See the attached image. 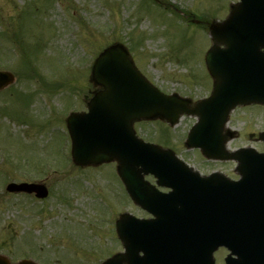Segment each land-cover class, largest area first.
<instances>
[{"label": "rangeland", "instance_id": "rangeland-1", "mask_svg": "<svg viewBox=\"0 0 264 264\" xmlns=\"http://www.w3.org/2000/svg\"><path fill=\"white\" fill-rule=\"evenodd\" d=\"M235 1L0 0V70L16 75L0 91V180H40L50 189L46 198L36 199L0 187V253L13 261L99 264L115 246L120 249L115 215L145 214L129 200L115 162L86 168L72 163L66 116L86 110L84 97L96 90L90 66L115 41L128 46L141 71L164 91L193 102L209 95L213 80L204 62L209 27L174 11H187L190 20L224 19ZM195 121L185 115L173 126L156 119L136 123L135 129L205 172L213 168L236 177L235 162L210 161L186 147ZM227 129L233 131L229 150L264 149L258 135L264 105L237 108Z\"/></svg>", "mask_w": 264, "mask_h": 264}, {"label": "water", "instance_id": "water-1", "mask_svg": "<svg viewBox=\"0 0 264 264\" xmlns=\"http://www.w3.org/2000/svg\"><path fill=\"white\" fill-rule=\"evenodd\" d=\"M210 33L214 45L206 60L216 78L215 91L195 108L189 109L186 100L176 95L166 96L153 87L137 70L127 50L117 44L106 49L94 65L92 78L103 89L89 103L90 112L72 113L68 118L74 161L98 164L118 159L120 172L132 195L157 215L162 211L159 206L164 195L146 188L149 199H142L136 187H131L129 170H137V166L142 165L144 170L157 173L162 181L166 171L185 167L178 164L170 152L138 140L132 122L160 116L173 124L181 113L196 114L199 122L191 131L188 144L200 146L208 156L228 158L223 130L231 109L237 104L264 103V0H241L233 5L226 20L210 25ZM13 81L12 73L0 72V89ZM231 157L240 161L244 176L232 185L241 189L237 200L238 208H241L237 217L240 230L236 234L223 235L215 231L205 234L192 229L180 232L173 230L167 222L162 223V218L139 221L130 217L136 224H131L128 230L126 224L119 228L126 253L106 264H215L212 253L223 243L239 255L235 263L264 264V248L255 242L249 228L255 217L253 207L251 204L245 206L250 195L254 201L258 199L256 183L263 181L255 175L254 181L248 180V174L258 170L264 172V154L242 149ZM163 162L167 164L162 166ZM167 179V183L176 189L175 181L171 177L165 181ZM10 190L36 191L38 196L47 194V190L37 184H12ZM175 196H178L177 190ZM158 225H168L171 231L158 232ZM258 234L264 237V233ZM232 239L237 240V246ZM140 251L144 254L140 255ZM0 264L8 263L1 261ZM19 264L32 263L22 261Z\"/></svg>", "mask_w": 264, "mask_h": 264}, {"label": "flooded vegetation", "instance_id": "flooded-vegetation-1", "mask_svg": "<svg viewBox=\"0 0 264 264\" xmlns=\"http://www.w3.org/2000/svg\"><path fill=\"white\" fill-rule=\"evenodd\" d=\"M0 184H2V183H0Z\"/></svg>", "mask_w": 264, "mask_h": 264}]
</instances>
